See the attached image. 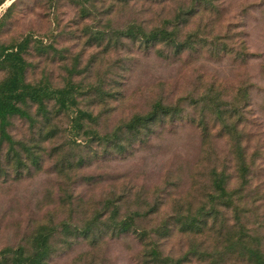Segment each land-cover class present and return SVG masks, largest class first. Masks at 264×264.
Here are the masks:
<instances>
[{"label": "rangeland", "instance_id": "374dc122", "mask_svg": "<svg viewBox=\"0 0 264 264\" xmlns=\"http://www.w3.org/2000/svg\"><path fill=\"white\" fill-rule=\"evenodd\" d=\"M2 1L0 46L32 38L27 81L57 89L71 81L78 89L70 110L57 114L56 102L48 103L51 124L32 103L24 107L35 121L11 120L21 159L0 142V264L7 249L32 251L41 233L50 236L42 264H148L144 254L155 243L164 256L197 248L208 259L187 264H239L241 250L227 242L231 212L204 236L180 225L165 239L155 231L209 206L215 173L240 188L242 146L249 167L243 222L253 248L264 252V0ZM131 26L166 29L186 49L136 42L124 35ZM8 74L0 67V81ZM157 102L177 112L129 132L126 125ZM78 112L93 119L77 133ZM115 209L119 221L142 216L123 231L111 219Z\"/></svg>", "mask_w": 264, "mask_h": 264}, {"label": "trees", "instance_id": "16d2710c", "mask_svg": "<svg viewBox=\"0 0 264 264\" xmlns=\"http://www.w3.org/2000/svg\"><path fill=\"white\" fill-rule=\"evenodd\" d=\"M127 2L128 0H121ZM5 1L0 3L3 5ZM125 37L135 40L136 42H155L171 44L177 46L179 52L181 49H186L184 44L177 42L176 34L168 32L166 29L154 30L150 33L145 32L143 28L139 26H131L124 32ZM32 42V38H27L20 44L14 46H0V67L9 71L8 76L0 81V142L1 144L9 143L12 146L11 151L22 158L21 153L16 148V141L9 133L11 126V120L15 117L28 120L30 122L35 121L30 112L25 108L30 103L38 104L42 111L47 123L51 124V111L49 110L48 103L55 101L59 106L57 114L64 110H70L76 106V100L74 93L78 87L68 82V85L63 89L53 88L50 82L30 83L27 81V71L30 68V64L26 61L24 53L28 46ZM40 44H43L40 42ZM40 49H44L41 47ZM25 106V107H24ZM177 112V108L166 106L162 102H157L153 110L144 116H135L127 125V130L132 133H140L142 130L157 124L159 121L168 118ZM85 118L93 119L92 115L85 112H78L76 115V121L74 122V129L81 130L84 125L82 121ZM55 130L48 132L47 138H53ZM93 137L97 136V133H89ZM117 135L105 136V141H112ZM242 146L239 150V163L240 168L238 173L240 178L244 179L240 188L231 189V180L225 177L223 174L215 173L212 187L213 191L208 196L209 206L204 205L196 213L188 211L186 214H178V219L172 223H165L162 227H159L155 233L163 238V235L172 237L175 228L180 225V232L190 235H206L216 231L217 224L220 217L225 213V217L228 212L233 213L235 223L232 226L227 225L228 220L222 222L224 227L229 226V232L232 233L227 242L231 246L239 248L241 251L236 256V261L239 264H264V252L260 249L253 248L252 235L247 231L246 225L243 222L246 212L243 210L244 204L248 203L243 201L242 189H244L248 183L246 182L249 176V167L246 164V150ZM27 153L32 154L31 150H27ZM152 209L151 211H155ZM156 212V211H155ZM119 213L115 209L112 213L111 219L116 226L123 231H129L136 226V221L141 218L142 215L136 214L135 216H127L122 220H118ZM227 218V217H226ZM228 219V218H227ZM222 227V228H224ZM216 228V229H215ZM219 232V231H217ZM223 231L219 232L221 235ZM238 233V234H234ZM149 238L147 231H143L140 234V240L145 242ZM163 238V239H165ZM49 240L50 236L41 233L35 238L33 250L29 251L25 247L13 250L7 249L4 253L5 264H9L7 254L13 253L11 258V264H42L49 254ZM218 246V245H217ZM219 256L225 255L222 252L217 253ZM191 257H197L200 259L208 260L205 254H199L197 248H194L183 258L175 259L170 256H164L159 243H155L150 251L144 254V259L148 264H187L191 262ZM202 260V261H203Z\"/></svg>", "mask_w": 264, "mask_h": 264}]
</instances>
